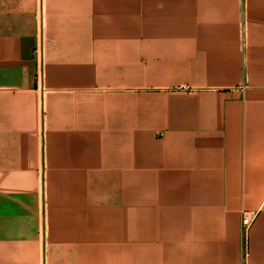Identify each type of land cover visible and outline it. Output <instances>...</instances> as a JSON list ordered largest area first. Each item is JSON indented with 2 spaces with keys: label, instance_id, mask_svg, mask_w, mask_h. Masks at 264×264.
<instances>
[{
  "label": "crops",
  "instance_id": "1",
  "mask_svg": "<svg viewBox=\"0 0 264 264\" xmlns=\"http://www.w3.org/2000/svg\"><path fill=\"white\" fill-rule=\"evenodd\" d=\"M264 264V0H0V264Z\"/></svg>",
  "mask_w": 264,
  "mask_h": 264
},
{
  "label": "built area",
  "instance_id": "2",
  "mask_svg": "<svg viewBox=\"0 0 264 264\" xmlns=\"http://www.w3.org/2000/svg\"><path fill=\"white\" fill-rule=\"evenodd\" d=\"M257 216L258 211L244 210L242 213L241 233L243 237L244 264H247L250 257V233Z\"/></svg>",
  "mask_w": 264,
  "mask_h": 264
}]
</instances>
